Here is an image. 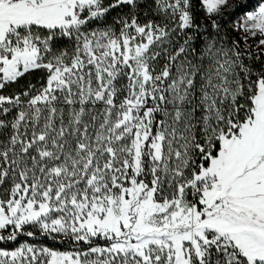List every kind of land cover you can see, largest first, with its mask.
Returning <instances> with one entry per match:
<instances>
[{"label": "snow or ice", "instance_id": "snow-or-ice-1", "mask_svg": "<svg viewBox=\"0 0 264 264\" xmlns=\"http://www.w3.org/2000/svg\"><path fill=\"white\" fill-rule=\"evenodd\" d=\"M0 264H264V0H0Z\"/></svg>", "mask_w": 264, "mask_h": 264}, {"label": "trees", "instance_id": "trees-1", "mask_svg": "<svg viewBox=\"0 0 264 264\" xmlns=\"http://www.w3.org/2000/svg\"><path fill=\"white\" fill-rule=\"evenodd\" d=\"M22 239H26V238H22ZM63 250V249H62Z\"/></svg>", "mask_w": 264, "mask_h": 264}]
</instances>
